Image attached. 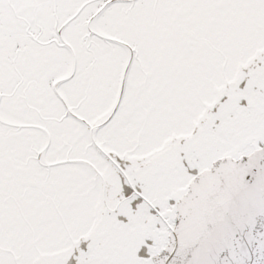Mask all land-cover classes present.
Segmentation results:
<instances>
[{
  "label": "snow or ice",
  "instance_id": "obj_1",
  "mask_svg": "<svg viewBox=\"0 0 264 264\" xmlns=\"http://www.w3.org/2000/svg\"><path fill=\"white\" fill-rule=\"evenodd\" d=\"M0 264H264V0H0Z\"/></svg>",
  "mask_w": 264,
  "mask_h": 264
}]
</instances>
